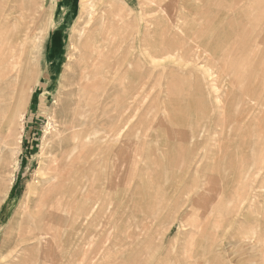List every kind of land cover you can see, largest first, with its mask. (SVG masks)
<instances>
[{
	"label": "rangeland",
	"instance_id": "1",
	"mask_svg": "<svg viewBox=\"0 0 264 264\" xmlns=\"http://www.w3.org/2000/svg\"><path fill=\"white\" fill-rule=\"evenodd\" d=\"M29 1L0 0L5 37L22 15L11 5ZM41 1L31 79L13 101L1 83L0 264H264V0ZM70 98L84 135L69 121L58 148ZM52 145L67 185L50 221L39 203Z\"/></svg>",
	"mask_w": 264,
	"mask_h": 264
},
{
	"label": "bare ground",
	"instance_id": "2",
	"mask_svg": "<svg viewBox=\"0 0 264 264\" xmlns=\"http://www.w3.org/2000/svg\"><path fill=\"white\" fill-rule=\"evenodd\" d=\"M88 1V0H87ZM86 1V2H87ZM90 1V0H89ZM233 1V0H232ZM45 2V1H44ZM43 2V4H42V1L41 0H30L28 3H29V8H30V11L29 12H24L23 10H21L22 9V6L21 7H19L18 8V5H11L12 6V8H10V10L11 11H9L10 13L9 14H11L10 16H12V18H14L13 16H15L14 14H16V11H17V9L19 10V11H21L22 12V15H27V17H23L22 15L21 16H19L20 18H18V20H17V23L15 24V28L16 29H13L11 32H9V34L8 35H6V37H5V34L4 33H6V32H4L3 31V29L5 28V27H8L9 26V23H10V19H5L2 23H3V25L2 24H0V110L1 111H3L4 110V108H3V103H5V102H3L4 101V96H5V94L3 93V86L1 87V83H2V85L3 84H6V88L5 89H7V87H9L10 89H11V93H12V95H13V97H12V95L10 94V97L9 98H11V99H8V100H11V101H13V99H15V97H14V95H15V93H16V91L17 90H19V89H21V83H22V80L24 81V78H27L28 77V75H29V72H31V71H29L30 70V68H29V66H26V62L28 61L27 59H28V55H30V54H28L30 51L28 50V49H30L29 47H28V44L30 43V42H32L33 41V38H35L34 36L36 35L37 36V34H39V32L40 31H38V33L36 34L35 33V30L38 28V20H39V18H41V15H40V12H41V8L40 7H42V6H44V3ZM95 2V1H94ZM93 2V3H94ZM53 4H54V2H53ZM82 5H84V3L82 4ZM86 6L88 5V4H85ZM226 5H228V3L226 4ZM232 5H233V2H232ZM52 6V5H51ZM91 6L92 5H90V6H88L89 8H91ZM94 6V5H93ZM28 7V6H27ZM88 7H83V9L84 10H86V8L88 9ZM230 7V6H229ZM43 8V7H42ZM83 10V11H84ZM237 10V9H236ZM262 10V9H261ZM260 10V11H261ZM88 12H89V10H87ZM125 11V10H124ZM50 12V11H49ZM231 12H233V11H231ZM235 12V11H234ZM42 13V12H41ZM43 13H45V12H43ZM42 13V14H43ZM47 13V12H46ZM237 13V12H236ZM242 13V12H241ZM18 14V13H17ZM38 14L40 15V17L38 16ZM46 15V14H45ZM47 15H48V13H47ZM91 16V15H90ZM257 16V15H256ZM7 17H9V15L7 16ZM48 17H49V15H48ZM92 17V16H91ZM3 18V17H2ZM9 18H11V17H9ZM2 20V19H1ZM0 20V21H1ZM7 20H9V21H7ZM210 20H213V19H210ZM247 20V19H246ZM250 20V19H249ZM215 21V20H214ZM235 21V20H234ZM236 22V21H235ZM251 22V21H250ZM51 23V22H50ZM208 23H211V21L210 22H207V24ZM247 23V22H246ZM239 25L238 26H240V24L241 23H238ZM244 25V24H243ZM242 25V26H243ZM249 25V24H248ZM40 26V25H39ZM42 26V25H41ZM40 26V27H41ZM46 26V25H45ZM45 26H43L44 28H45ZM128 26V25H127ZM209 26H211V25H209ZM245 27H246V24L244 25ZM47 27V26H46ZM88 27V26H87ZM241 27V26H240ZM48 28V27H47ZM203 29V28H202ZM245 29V28H244ZM258 29V28H257ZM43 29H41V31H42ZM88 30V29H87ZM243 30V29H242ZM260 30V29H259ZM47 31V30H46ZM45 31V32H46ZM198 31H200V30H198ZM203 31V30H202ZM244 31V30H243ZM242 31V32H243ZM251 31H253L252 29H251ZM37 32V31H36ZM109 32V31H108ZM41 33V32H40ZM85 33V32H84ZM90 33V32H89ZM92 33H94V32H92ZM248 33H251V32H248ZM255 33H256V31H255ZM42 34V33H41ZM47 34V33H46ZM86 34V33H85ZM91 34V33H90ZM197 34V33H196ZM201 34V33H200ZM244 34H246L245 33V31H244ZM252 34V33H251ZM259 34V33H258ZM257 34V35H258ZM83 35V34H82ZM95 35V34H94ZM101 35V34H100ZM163 35V34H162ZM254 35V34H253ZM86 36V35H85ZM89 36V35H88ZM260 36H261V34H260ZM90 37V36H89ZM102 37V36H101ZM104 37V36H103ZM36 38H38V37H36ZM105 38V37H104ZM179 38V37H178ZM251 38V37H250ZM260 38V37H259ZM263 38V37H262ZM41 39V38H40ZM44 39V38H43ZM88 39V38H87ZM86 39V40H87ZM91 39V38H90ZM241 39V38H240ZM42 40V39H41ZM85 40V41H86ZM103 40V39H102ZM107 40V39H106ZM172 40V39H171ZM249 40V39H248ZM262 40V39H261ZM34 41H35V39H34ZM103 41H105V40H103ZM121 41V40H120ZM219 41V40H218ZM264 41V40H263ZM36 42V41H35ZM35 42H34V44H35ZM45 43H46V40L44 41ZM43 42V45H42V48H44L45 49V43ZM84 42V41H83ZM147 42V41H146ZM229 42V41H228ZM239 42V41H238ZM33 43V42H32ZM37 43V42H36ZM86 43V42H85ZM85 43L83 44V46L85 45ZM89 43V42H88ZM101 43V42H100ZM219 43V42H218ZM38 44V43H37ZM81 44V43H80ZM110 44V43H109ZM113 44V43H112ZM150 44V43H149ZM238 44V43H237ZM33 45V44H32ZM118 45V44H117ZM148 45V44H147ZM35 46V45H34ZM75 46V45H74ZM73 46V47H74ZM79 46V45H78ZM91 46V45H90ZM245 46V45H244ZM31 47V46H30ZM36 47V46H35ZM38 48L37 49H39V47H41L40 45H38L37 46ZM80 48H82L81 46H79ZM85 47V46H84ZM83 47V48H84ZM86 47H87V45H86ZM92 47V46H91ZM94 47V46H93ZM114 47H116V46H114ZM231 47V46H230ZM34 48V47H33ZM78 48V47H77ZM88 48H90L89 46H88ZM87 48V49H88ZM123 48H125V47H123ZM225 48H227V47H225ZM224 48V49H225ZM35 52H37V50H35V49H33ZM40 50V49H39ZM75 50H77L76 48H75ZM82 50V49H81ZM86 50V49H85ZM100 50V49H99ZM114 50V49H113ZM113 50H112V52H113ZM32 51V50H31ZM33 51V52H34ZM78 51V50H77ZM88 51V50H87ZM228 51H229V49H228ZM232 51V50H231ZM80 51H78V53H79ZM84 52V51H83ZM95 52H96V54L98 55L99 54V51H97V50H95ZM103 52V51H102ZM195 52H197V51H195ZM214 52V51H213ZM225 52H227V50L225 51ZM74 53H76V51H74ZM85 53H87V52H85ZM91 53V52H90ZM90 53H87L88 55L90 54ZM224 53V52H223ZM222 53V54H223ZM35 54V53H34ZM206 54V53H205ZM31 55H32V57H33V54L31 53ZM31 55H30V57H31ZM80 56H81V54H79ZM93 54H90V56H92ZM96 55V56H97ZM106 55V54H105ZM112 55V54H111ZM224 55V54H223ZM222 55V56H223ZM76 56V55H75ZM78 56V55H77ZM84 57H83V59L82 60H85V59H88V57H87V55H83ZM89 56V57H90ZM102 56V54L100 55V57ZM225 56H226V54H225ZM30 57H29V59H30ZM31 57V58H32ZM105 57V56H104ZM104 57H101V59L100 60H102V58H104ZM110 57V56H109ZM108 57V58H109ZM119 57V56H118ZM34 58V57H33ZM96 58V61H99V59H97V57H94V59ZM229 58V57H228ZM72 59V58H71ZM79 59V58H78ZM90 59V58H89ZM111 59V58H110ZM113 59V58H112ZM224 59V58H223ZM27 60V61H26ZM36 60V59H35ZM73 60H75V59H73ZM91 60H93V59H91ZM33 61H34V59H33ZM80 60H78V62H79ZM95 61V62H96ZM107 61V60H106ZM119 61V60H118ZM29 62H32L31 60H29ZM36 62V61H35ZM74 62V61H73ZM77 62V61H76ZM84 62V61H83ZM88 62V61H87ZM26 63V64H25ZM89 63V62H88ZM87 63V64H88ZM76 64V63H75ZM90 64V63H89ZM92 64L94 65V63L92 62ZM188 64V63H187ZM198 64V63H197ZM34 65V64H33ZM37 66V65H36ZM73 66V65H72ZM80 65H78V67H79ZM95 66H96V69L98 70L99 69V65H98V62L95 64ZM95 66H94V69L92 68V69H90L91 68V65H90V70H86V69H84V70H86V71H84V72H80V73H82V77L85 79V80H88L89 79V76L91 75V73L92 72H95ZM201 66V65H200ZM263 66V65H262ZM76 68H77V65L75 66ZM75 67H74V69H75ZM88 67V66H87ZM83 68H84V66H83ZM240 68V67H239ZM264 68V67H263ZM34 69V68H33ZM36 69V68H35ZM78 69V68H77ZM77 69H76V71H77ZM79 70V69H78ZM217 71V70H216ZM215 71V72H216ZM69 72H71V71H69ZM79 72V71H78ZM77 72V75L79 76V73ZM31 74V73H30ZM76 73H74V75H75ZM250 75V74H249ZM254 75V74H253ZM12 77H14V78H12ZM70 77V76H69ZM75 77L76 76H74V79H75ZM80 77H81V75H80ZM81 77V78H82ZM195 77V76H194ZM30 78V76L28 77V79ZM71 78H73V77H71ZM79 78V77H78ZM82 78V79H83ZM98 78V77H97ZM222 78V77H221ZM251 79L253 78V76H251L250 77ZM263 78V77H262ZM11 79V80H10ZM31 79V78H30ZM96 79V78H95ZM249 79V78H248ZM247 79V80H248ZM258 79V78H257ZM10 80V81H9ZM14 80V81H13ZM67 80H68V82H66V83H68V85L70 86V79H68L67 78ZM73 80V79H72ZM71 80V81H72ZM196 80V79H195ZM254 80H256V79H254ZM29 81V80H28ZM76 81V80H75ZM74 81V82H75ZM220 81H221V79H220ZM249 81V80H248ZM250 81H252V80H250ZM72 83V84H75V83ZM82 82H84V81H82ZM90 82V81H89ZM217 82V81H216ZM64 83H65V81H64ZM247 83V82H246ZM245 83V84H246ZM81 84V83H80ZM67 85V84H66ZM78 85H79V83H78ZM178 85V84H177ZM194 85V84H193ZM218 85V84H217ZM256 85V84H255ZM73 86H75V85H73ZM198 86V85H197ZM78 88L77 89H79V90H77V92L78 91H86V88L88 87V85H87V83L85 82V83H83L82 85H81V87L80 86H77ZM80 87V88H79ZM96 87H98V86H96ZM193 87V86H192ZM196 86H194V89L196 90V88H195ZM204 87V86H203ZM9 88H8V91H9ZM89 88V87H88ZM201 88V86L198 88V90ZM100 89H101V87H100ZM103 89V88H102ZM181 89V88H180ZM251 89V88H250ZM258 89V88H257ZM63 90H65L64 88H63ZM192 90H193V88H192ZM216 90V89H215ZM243 90H244V88H243ZM245 90H249L248 88H246ZM20 91V90H19ZM67 91V93L66 94H68L69 96H71V97H73V95H75V92H76V89L74 88V87H69V89H67L66 90ZM88 91H90V90H88L87 89V92ZM174 91V90H173ZM180 91V90H179ZM185 91V90H184ZM206 91V90H205ZM10 92V91H9ZM64 92V91H63ZM95 92H99V88H96L95 89ZM215 92V91H214ZM249 92H250V90H249ZM257 92H258V90H257ZM184 93V92H183ZM190 93V92H189ZM191 93H192V91H191ZM190 93V94H191ZM202 93H203V91H202ZM206 93V92H205ZM9 94V93H8ZM63 94H65V93H63ZM78 94V93H77ZM85 94V93H84ZM88 94V93H87ZM199 94H201V92L200 93H198V95ZM243 94H244V92H243ZM255 94V93H254ZM62 95V94H61ZM83 95V94H82ZM91 95V94H90ZM195 95H196V93H195ZM202 95V94H201ZM9 96V95H8ZM7 96V97H8ZM77 96V95H76ZM76 96H74V97H76ZM84 96V95H83ZM101 96H103V95H101ZM259 96V95H258ZM6 97V96H5ZM64 97V96H63ZM82 96H80L79 98H81ZM205 97V96H204ZM77 98V97H76ZM89 98V97H88ZM101 98V97H100ZM99 98V99H100ZM7 99V98H6ZM90 100H91V98H89ZM102 99V98H101ZM195 99V98H194ZM19 100V99H18ZM60 100V99H59ZM68 99H66V101H67ZM78 100H80V99H78ZM198 100V99H197ZM6 101V100H5ZM10 101V102H11ZM80 101H82V100H80ZM99 101V100H98ZM97 101V102H98ZM228 101V100H227ZM261 101V100H260ZM96 102V103H97ZM100 102V101H99ZM196 102V101H195ZM8 103V102H7ZM75 103V100L73 99V98H70V100H68V102L66 103L67 105H65V106H67V110H68V107L70 106V105H75L74 104ZM87 103V102H86ZM95 103V102H94ZM199 104H200V102H198ZM260 103V102H259ZM80 104V103H79ZM93 104V103H92ZM242 104H244V103H242ZM6 104H4V106H5ZM10 105V104H9ZM9 105H6V106H8L9 107ZM16 105V104H15ZM95 105V104H94ZM222 105V104H221ZM61 106V105H60ZM98 106H100V103H99V105ZM223 106V105H222ZM224 106H225V104H224ZM244 106V105H243ZM15 107V106H14ZM64 107V106H63ZM72 107V106H71ZM79 107V106H78ZM197 107H198V105H197ZM202 107V106H201ZM1 108H3V110L1 109ZM13 108V107H12ZM11 109V108H10ZM13 109H15V108H13ZM223 109V108H222ZM232 109V108H231ZM242 109V108H241ZM5 110H8L6 107H5ZM65 110V109H64ZM213 110V109H212ZM11 111V110H10ZM10 111H8V112H10ZM14 111V110H13ZM222 111V110H221ZM244 111V110H243ZM8 112H6V113H8ZM66 112V114H65V116L62 118V120H58V122L59 123H61V125H60V128L61 129H58V131H57V135L58 136H61L60 137V141H59V147L58 148H61V147H64V142L66 143V140H67V137L66 136H63V133L64 132H67L68 131V128L69 127H67V125H68V123H69V121L72 123V126H71V128L73 127V128H77V129H75L72 133H69V132H67V133H69V135L72 137V138H76V137H78V133L80 134V137H82L83 135H84V132L82 131V130H80L79 131V128H81L82 127V123L80 122V121H78L77 122V120L79 119L80 120V118H81V112L79 111V108L77 109V108H74V109H72V113L70 112V110H68V111H65ZM171 112V111H170ZM239 112V111H238ZM172 113H173V111H172ZM242 113H244V112H242ZM248 113H249V111H248ZM3 114V113H2ZM171 114V113H170ZM240 114V113H239ZM84 115V114H83ZM250 115V114H249ZM252 115V114H251ZM0 116H2L1 114H0ZM72 118H71V117ZM243 116H245V114L243 115ZM255 116V115H254ZM247 117V116H246ZM70 118V119H69ZM185 118V117H184ZM244 118V117H243ZM255 118V117H254ZM85 119V118H84ZM189 119V118H188ZM236 119H237V117H236ZM252 119V118H251ZM261 120H262V118H261ZM233 121V120H232ZM242 121V120H241ZM251 121V120H250ZM255 121V120H254ZM81 124H80V123ZM257 122V121H256ZM244 123V122H243ZM252 123V122H251ZM258 123V122H257ZM256 123V124H257ZM261 123H263V122H261ZM5 124V123H4ZM259 124V123H258ZM81 125V126H80ZM86 125V124H85ZM188 125V124H187ZM264 125V124H263ZM242 126V125H241ZM85 126H83V128H84ZM224 127V126H223ZM247 127V126H246ZM264 127V126H263ZM225 128V127H224ZM256 128V127H255ZM259 128V127H258ZM85 129V128H84ZM183 129V128H182ZM247 129V128H246ZM252 129V128H251ZM166 130V129H165ZM229 130V129H228ZM263 130V129H262ZM187 131V130H186ZM191 131V130H190ZM132 132V131H131ZM183 132V131H182ZM188 132H189V130H188ZM256 132V131H255ZM262 132V131H261ZM260 132V133H261ZM167 133V132H166ZM173 133V132H172ZM190 133V132H189ZM205 133V132H204ZM209 133V132H208ZM250 133H251V130H250ZM259 133V132H258ZM167 134H169V132L167 133ZM191 134V133H190ZM244 134V133H243ZM257 134V133H256ZM262 134V133H261ZM260 134V135H261ZM86 135V134H85ZM186 135H187V132H186ZM204 135H206V134H204ZM249 135V134H248ZM248 135H247V137H248ZM251 135V134H250ZM90 136V135H89ZM199 136V135H198ZM200 136H203V135H201L200 134ZM208 136V135H207ZM263 136V135H262ZM168 137H170V136H168ZM195 137H197V136H195ZM206 137V136H205ZM214 137V136H213ZM221 137V136H220ZM189 139H191L190 137H188ZM202 138V137H201ZM204 138V137H203ZM252 138V137H251ZM185 139V138H184ZM205 139V138H204ZM231 139V138H230ZM243 139H246V138H243ZM242 139V140H243ZM249 139V138H248ZM241 140V139H240ZM190 141V140H189ZM193 141V140H192ZM218 141V140H217ZM224 141V140H223ZM238 141H239V139H238ZM202 142V141H201ZM231 142V141H230ZM255 142V141H254ZM192 143V142H191ZM193 143H196V142H193ZM203 143V142H202ZM222 143V142H221ZM225 143H226V141H225ZM235 143H236V141H235ZM185 144V143H184ZM213 144V143H212ZM255 144V143H254ZM193 145V144H192ZM202 145V144H201ZM216 145V144H215ZM230 144H228L227 146H229ZM237 145V144H236ZM257 145V144H256ZM182 146V145H181ZM184 146V145H183ZM182 146V147H183ZM194 146V145H193ZM222 146H226V144L225 145H222ZM222 146H220V148L222 147ZM245 146V145H244ZM250 146V145H249ZM246 147V146H245ZM227 148V147H226ZM247 148V147H246ZM253 148V147H252ZM57 149V147H55V145H52L51 146V151L53 152V154H50L49 155V157H47V159H45V160H47V161H49V164H48V172H47V174H49V176H45L44 178V181L46 182V183H49V185H47V186H43V188H42V191L40 192V203L39 204H41V206H44L45 204H46V208H45V214H43V212H44V210L42 211V208L40 209V210H38L37 209V214H39V215H41V213L43 214L42 216H44L45 217V219L46 218H48L50 221H51V217H52V215H54L55 213H57L58 211H60V210H62V208H63V211H65V209H66V204H65V201H61L60 200V195L62 194V187L64 186V184L67 182L66 181V179H64V180H62V176H63V173L64 172H62L63 170H62V168L64 169V163H66L67 161H66V159L65 158H67V157H65L64 155H62V154H56L54 151ZM198 149H200V148H198ZM249 149V148H248ZM254 149H256L255 148V146H254ZM254 149H253V151H254ZM264 149V148H263ZM179 150V149H178ZM193 150V149H192ZM196 150V149H195ZM229 150H230V147H229ZM257 150V149H256ZM221 151V150H220ZM222 151L224 152V150L222 149ZM228 151V150H227ZM174 152H176V151H174ZM184 152H186V151H184ZM196 152V151H195ZM201 152V151H200ZM261 152H263V151H261ZM179 153V152H178ZM177 153V154H178ZM221 153V152H220ZM254 153V152H253ZM180 154V153H179ZM190 154H192L191 153V150H190ZM189 154V155H190ZM200 154V153H199ZM206 154V153H205ZM263 154H264V152H263ZM262 154V155H263ZM187 155V154H186ZM201 155H203V154H201ZM222 155V154H221ZM258 155H259V153H258ZM184 156H185V153H184ZM196 156V155H195ZM253 156H254V154H253ZM260 156V155H259ZM258 156V157H259ZM63 157H65V158H63ZM251 157H252V155H251ZM247 158V157H246ZM195 159V158H194ZM200 159V158H199ZM201 159H202V157H201ZM255 159V158H254ZM157 160V159H156ZM182 160H183V158H182ZM192 160V159H191ZM246 160V159H245ZM247 160H249V159H247ZM257 160V159H256ZM70 161V160H69ZM171 161V160H170ZM189 161V160H188ZM251 161V160H250ZM250 161H248V162H250ZM261 161H262V159H261ZM260 161V162H261ZM163 162V161H162ZM199 162V161H198ZM247 162V161H246ZM252 162H253V160H252ZM206 163H207V161H206ZM259 163V162H258ZM262 163V162H261ZM260 163V164H261ZM194 164V163H193ZM263 164V163H262ZM63 165V166H62ZM195 165V164H194ZM251 165V164H250ZM66 166V165H65ZM75 166H76V164H75ZM196 166V165H195ZM256 166V165H255ZM262 166V165H261ZM184 168V167H183ZM254 168V167H253ZM258 168H259V166H258ZM252 169V168H251ZM257 169V168H256ZM260 169V168H259ZM264 171V170H263ZM257 172V171H256ZM239 173H240V171H239ZM258 173H260L259 171H258ZM71 175V174H70ZM228 175V174H227ZM233 177H237V176H235V175H233ZM232 177V178H233ZM234 179V178H233ZM236 180L238 179V178H235ZM75 181V180H74ZM234 181V180H233ZM262 181V180H261ZM83 182V181H82ZM187 182V181H186ZM252 182V181H251ZM255 182V181H254ZM74 183V182H73ZM79 184V183H78ZM66 185H67V183H66ZM66 185H65V187L64 188H66ZM71 185H73V184H71ZM70 185V186H71ZM236 185V184H235ZM250 185V184H249ZM82 186V185H81ZM185 186V185H184ZM255 186V185H254ZM257 186H259V185H257ZM249 187V186H248ZM236 188V187H235ZM252 189H253V187H252ZM64 190V189H63ZM75 190V189H74ZM184 190V189H183ZM189 190V189H188ZM68 191V190H67ZM231 191V190H230ZM248 191V190H247ZM252 191H254V190H252ZM78 194V193H77ZM223 195V194H222ZM221 194H220V196H222ZM226 195H227V193H226ZM77 196V195H76ZM75 196V198H77ZM228 196V195H227ZM74 198V197H73ZM74 198V199H75ZM223 198V197H222ZM251 198H253L252 196H251ZM255 198V197H254ZM101 198H99V200H100ZM60 200V201H59ZM222 200V199H221ZM244 201H246V200H244ZM223 202V201H222ZM241 202H243V201H241ZM99 203H100V201H99ZM244 203V202H243ZM44 204V205H43ZM97 204H98V202H97ZM96 204V205H97ZM62 205H65V206H62ZM85 205V203L83 204V206ZM37 206V205H36ZM92 206H94V204H90V205H88V209H90ZM87 207V206H86ZM70 208V207H69ZM92 209V208H91ZM82 210H84V209H82ZM87 210V209H86ZM91 211V210H90ZM83 212H85V211H83ZM82 212V213H83ZM71 213V212H70ZM87 213V212H86ZM55 215H58V214H55ZM60 215H62V214H60ZM82 215V214H81ZM36 216V215H35ZM38 217V216H37ZM56 217V216H55ZM54 217V218H55ZM35 218V217H34ZM57 218H59V217H57ZM44 220V219H43ZM47 220V219H46ZM54 221H55V219H54ZM53 220H52V222H54ZM42 222V221H41ZM44 222H47V221H44ZM43 222V223H44ZM60 223V222H59ZM40 224V223H39ZM54 224V223H53ZM46 225H49L48 223H46ZM45 225V226H46ZM57 225V224H56ZM42 226H43V224H42ZM40 227V226H39ZM42 230H43V227H42ZM53 263V262H52Z\"/></svg>",
	"mask_w": 264,
	"mask_h": 264
}]
</instances>
